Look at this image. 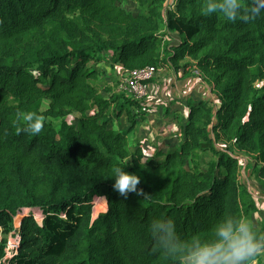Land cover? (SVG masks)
I'll use <instances>...</instances> for the list:
<instances>
[{
  "label": "trees",
  "instance_id": "16d2710c",
  "mask_svg": "<svg viewBox=\"0 0 264 264\" xmlns=\"http://www.w3.org/2000/svg\"><path fill=\"white\" fill-rule=\"evenodd\" d=\"M120 1L0 0V264H178L156 250L153 219L171 218L182 239L203 241L225 216L252 222L256 198L231 153L252 155L264 177V83L256 86L264 82V11L232 23L205 15L204 0H175L172 9L136 0V14ZM253 5L264 9V0H244ZM101 62L196 67L217 106L189 101L179 145L144 163L128 144L132 125L118 127L139 101L99 90ZM28 112L44 119L39 135L20 130ZM201 154L211 155L203 167ZM116 167L140 176L141 194L113 191ZM97 196L107 208L93 218ZM28 208L41 209L42 223L22 215L17 252L3 262L14 216Z\"/></svg>",
  "mask_w": 264,
  "mask_h": 264
},
{
  "label": "clouds",
  "instance_id": "9594fccd",
  "mask_svg": "<svg viewBox=\"0 0 264 264\" xmlns=\"http://www.w3.org/2000/svg\"><path fill=\"white\" fill-rule=\"evenodd\" d=\"M245 11L247 15H242ZM262 11L255 5L245 9L244 0H204L205 15H219L232 23L252 19ZM22 121L24 127L20 130L33 136L44 128L43 117L36 113H24ZM111 178L112 189L120 197L127 199L129 193L141 194L140 176L125 171L124 167H116ZM149 231L156 250L176 259L178 264H251L253 258L264 254V236H258L254 224L242 215L221 218L214 225L213 238L209 241L197 236L182 239L171 218L153 219Z\"/></svg>",
  "mask_w": 264,
  "mask_h": 264
},
{
  "label": "crops",
  "instance_id": "0c3cea01",
  "mask_svg": "<svg viewBox=\"0 0 264 264\" xmlns=\"http://www.w3.org/2000/svg\"><path fill=\"white\" fill-rule=\"evenodd\" d=\"M168 39L171 44L178 41L174 33H170ZM186 61L193 63L190 59ZM192 68L175 70L169 64L160 66L155 77L148 83L145 99L130 108L132 119L126 115L120 117V130L132 125L127 135L128 144L131 148L141 149L144 161L151 159L158 149L165 152L179 145L189 101L202 99L217 106L218 98L212 92V85L208 80L191 85ZM115 69L118 70L119 67ZM255 202L258 206L257 199ZM260 206H264V203ZM251 264H264V254L256 256Z\"/></svg>",
  "mask_w": 264,
  "mask_h": 264
},
{
  "label": "rangeland",
  "instance_id": "374dc122",
  "mask_svg": "<svg viewBox=\"0 0 264 264\" xmlns=\"http://www.w3.org/2000/svg\"><path fill=\"white\" fill-rule=\"evenodd\" d=\"M118 4L123 7L126 11L136 14L139 12V7L136 0H121ZM93 64V63H92ZM99 65L103 69V76L99 78L95 84L104 94L108 95L110 92H119L118 91V77L119 73L116 69L110 68L106 63H99ZM264 82L259 81L256 83L257 87H261ZM46 102L44 103V107L46 106ZM124 116V115H123ZM77 115H69L66 117L68 123H75ZM48 120L51 124L57 128L60 124V119H50ZM119 125V124H118ZM119 127V126H118ZM130 146V145H129ZM131 147V146H130ZM217 148H226L231 147L228 143H217ZM232 149V148H231ZM235 157L238 158L239 161V180L247 190L252 194V196L256 197L258 200L257 212L252 214L251 220L253 224H256L259 228L262 229L264 233V206H260V204L264 203V177L260 176L259 178L257 174L259 173V166L254 170V157L252 155L234 150L232 153ZM211 158L210 154H201V162L200 166H205V162ZM107 205L106 200L103 197H95L93 201L92 208V217L96 218L97 215L101 212L106 211ZM32 214L39 223H42L41 217L43 213L41 209L38 208H28L23 210V214L29 215ZM14 234L13 230L10 232ZM9 233V234H10ZM9 236V235H8Z\"/></svg>",
  "mask_w": 264,
  "mask_h": 264
},
{
  "label": "built area",
  "instance_id": "2783aa9c",
  "mask_svg": "<svg viewBox=\"0 0 264 264\" xmlns=\"http://www.w3.org/2000/svg\"><path fill=\"white\" fill-rule=\"evenodd\" d=\"M174 4H175V0H166L165 5L167 8L172 9L174 7ZM159 68L160 67L156 68L154 66H146L139 69L128 70L119 67V69L117 70V72L119 73L118 91L131 97L134 100H138V101L144 100L148 93V83L155 77V75L159 71ZM191 77H192L191 85L196 84L197 82L201 83V80H206L203 77V74L196 67L192 68ZM191 85H190V89H191ZM190 91L192 92L193 88ZM21 216L22 214L20 213H17L14 216V223H13L14 234L10 233L8 236L7 244L4 250L5 253L2 258L3 262L7 261V259L11 258L17 252V247L19 244L18 230H19V225H20L19 221ZM61 216L64 217V214H62ZM41 219H43V216L41 217ZM35 220L37 221L36 218Z\"/></svg>",
  "mask_w": 264,
  "mask_h": 264
}]
</instances>
